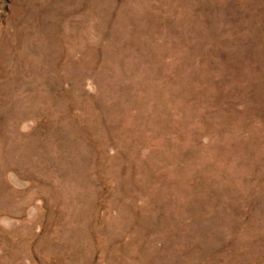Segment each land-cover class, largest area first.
<instances>
[{"label": "rangeland", "instance_id": "obj_1", "mask_svg": "<svg viewBox=\"0 0 264 264\" xmlns=\"http://www.w3.org/2000/svg\"><path fill=\"white\" fill-rule=\"evenodd\" d=\"M0 264H264V0H0Z\"/></svg>", "mask_w": 264, "mask_h": 264}]
</instances>
